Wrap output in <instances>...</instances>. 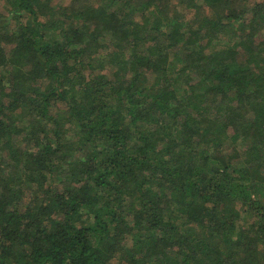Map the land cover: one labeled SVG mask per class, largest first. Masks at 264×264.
<instances>
[{
	"label": "trees",
	"instance_id": "1",
	"mask_svg": "<svg viewBox=\"0 0 264 264\" xmlns=\"http://www.w3.org/2000/svg\"><path fill=\"white\" fill-rule=\"evenodd\" d=\"M0 3V264H264V0Z\"/></svg>",
	"mask_w": 264,
	"mask_h": 264
},
{
	"label": "rangeland",
	"instance_id": "2",
	"mask_svg": "<svg viewBox=\"0 0 264 264\" xmlns=\"http://www.w3.org/2000/svg\"><path fill=\"white\" fill-rule=\"evenodd\" d=\"M55 1H58L60 2L61 4H68L69 0H55ZM250 3H252V0H249ZM4 7L2 6V4L0 3V11L4 12Z\"/></svg>",
	"mask_w": 264,
	"mask_h": 264
}]
</instances>
